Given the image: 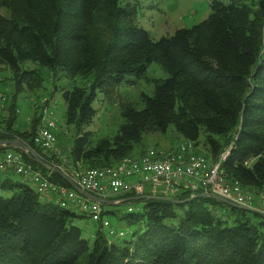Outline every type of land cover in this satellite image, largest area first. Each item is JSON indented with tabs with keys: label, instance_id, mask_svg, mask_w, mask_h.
Instances as JSON below:
<instances>
[{
	"label": "trees",
	"instance_id": "1",
	"mask_svg": "<svg viewBox=\"0 0 264 264\" xmlns=\"http://www.w3.org/2000/svg\"><path fill=\"white\" fill-rule=\"evenodd\" d=\"M0 10L7 13L0 14V67L8 69L16 93L39 89L42 69L52 82L58 73L89 80L86 88L60 90L64 122L76 134L68 153L73 164L98 169L140 158L147 151L135 149L144 136L172 127L191 145V155L212 161L228 149L222 172L264 189V1L253 10L241 0H212L205 20L158 41L117 0H0ZM151 63L168 78L153 81L141 109L121 108L123 123L113 138L93 144L85 129L97 93L110 97L126 77L144 78ZM39 120L20 132L9 118L0 141L17 139L48 166L59 164L34 143ZM201 133L205 155L195 150ZM0 152L20 155L50 182L73 190L26 154ZM0 191L9 195L0 196V264H264L260 215L234 208L222 214L221 203L206 197L188 201L201 192L180 189L171 198L177 204L162 195L128 194L131 211L119 220L136 227L132 237L109 242L97 230L89 245L75 225L81 215L42 201L10 176H0ZM137 203L143 204L139 214L133 213Z\"/></svg>",
	"mask_w": 264,
	"mask_h": 264
},
{
	"label": "rangeland",
	"instance_id": "2",
	"mask_svg": "<svg viewBox=\"0 0 264 264\" xmlns=\"http://www.w3.org/2000/svg\"><path fill=\"white\" fill-rule=\"evenodd\" d=\"M119 5H128L134 11V20L136 25L147 32L154 41H158L162 37L172 36L177 30L190 28L193 25L205 20L209 13V3L212 0H117ZM227 3L229 0H216ZM253 10L264 0H241ZM0 14L7 16L4 10H0ZM25 68L32 69L34 65L26 63ZM41 84L39 89L15 92V88L11 81L8 69L0 67V128L5 126V122L12 118L13 127L20 131H26L34 118H40L41 106L46 105L47 109L52 112L54 122L56 123L55 135L57 139L56 146L63 155L68 156L69 150L72 148L75 139V129L72 125H66L63 119L65 105L62 102L60 90H71L73 87L86 88L89 80L80 76L70 78L60 73L56 74L54 81L48 76V70L42 69ZM168 74L156 63L147 66L144 78L136 79L128 76L124 82L115 89L110 97L97 93L96 99L92 105L95 110V116L92 123L85 129L91 134L90 140L97 142L100 139H111L118 131L123 123L121 117V108L125 105H134L136 109H141L140 98L142 95L151 96L154 89V80H165ZM53 87L56 88L54 92ZM43 104V105H41ZM37 107V108H36ZM204 135L201 133L199 138L198 154L205 155L203 150ZM180 145L186 146L187 142L178 137L172 127H168L165 133H156L146 135L142 138L135 153L140 151L154 150L158 153H164L170 149H178ZM2 152H0V155ZM208 157V156H207ZM53 171V170H52ZM12 182H20L21 177L11 175ZM30 189H34L33 185L26 183ZM0 196L8 197L5 192L0 191ZM219 210L228 213L230 207L221 204ZM135 206V207H133ZM132 207L135 208L133 213L139 214L142 210V203H137ZM106 218L110 225L115 228L116 232L123 233V238H107V241L121 242L129 240L134 231L135 226H128L125 221H120L121 215L126 214L127 206H102ZM109 214H106V213ZM79 215L78 212H75ZM264 220L258 217V220ZM75 225L84 233V238L89 245L92 244V238L87 233L95 234L99 230V226L92 223L86 218L76 219ZM107 237L105 228L100 229ZM82 264V263H80Z\"/></svg>",
	"mask_w": 264,
	"mask_h": 264
},
{
	"label": "built area",
	"instance_id": "3",
	"mask_svg": "<svg viewBox=\"0 0 264 264\" xmlns=\"http://www.w3.org/2000/svg\"><path fill=\"white\" fill-rule=\"evenodd\" d=\"M55 129L53 114L43 105L35 131V145L60 162L50 167L71 180L80 191L100 200L129 198L125 197L128 194H133L132 198L158 195L172 198L180 189H184L192 194L201 192L215 195L240 210L264 216V189L242 186L222 172L228 149L211 161L189 154L191 145L187 143L173 152L149 150L140 158H124L114 167L85 169L79 163L73 164L57 148ZM11 175L19 176L22 182L33 185L37 194L50 196V202L58 208L74 210L98 225L99 230L105 228L106 238H123V233L116 232L110 225L101 204L85 200L74 190L50 182L48 176L25 165L20 155L7 152L0 157V176ZM215 213L219 215V212Z\"/></svg>",
	"mask_w": 264,
	"mask_h": 264
},
{
	"label": "water",
	"instance_id": "4",
	"mask_svg": "<svg viewBox=\"0 0 264 264\" xmlns=\"http://www.w3.org/2000/svg\"><path fill=\"white\" fill-rule=\"evenodd\" d=\"M0 149H5V150H9V149H13V150H17L21 153H24L26 154L27 156H29L37 165L41 166L42 168H45V169H49V170H53L55 171L57 174H59L65 181L66 183H68V185L75 191L79 192L80 190L74 185V183L69 180L67 177L63 176L59 171L53 169L52 167L48 166L47 164H45L41 159H39L24 143H22L21 141L17 140V139H13V140H5V141H0ZM80 193L85 196L86 198H88L90 201H93V202H96V203H99L101 205H109V203L107 201H103V200H100L92 195H89L87 193H84L82 191H80ZM203 197H206V198H211V199H214L215 201L223 204V205H226V206H229L230 208H234V209H238V207L228 201H225L223 199H220L219 197L215 196V195H212V194H209V193H202V194H199V195H193L192 197H190L188 199L189 200H193V199H197V198H203ZM162 200H165V201H168L170 203H173V204H177V201L171 199V198H162ZM260 215V214H258ZM261 218L264 219V216L263 215H260Z\"/></svg>",
	"mask_w": 264,
	"mask_h": 264
},
{
	"label": "crops",
	"instance_id": "5",
	"mask_svg": "<svg viewBox=\"0 0 264 264\" xmlns=\"http://www.w3.org/2000/svg\"><path fill=\"white\" fill-rule=\"evenodd\" d=\"M176 150V149H175ZM175 150H173V149H170V150H167V151H165V152H173V151H175ZM195 150H197V149H195ZM1 157V156H0ZM75 191V190H74ZM76 192V194L79 196V197H81V198H83V199H85V200H89L88 198H86L85 196H83L81 193H80V191L79 192H77V191H75ZM146 193H148V188H146ZM40 198H41V200L42 201H45V202H49V203H51L50 202V200L51 199H49L50 198V196H48V195H40ZM131 198H120V199H117V200H110V201H107L108 203H109V205H102V206H109V207H115V206H127V207H129L130 206V202H129V200H130ZM90 201V200H89ZM93 202V201H92ZM135 209V208H134ZM71 211H73V212H76V211H74V210H71ZM106 214H109L108 212L106 213ZM87 235L88 236H90L91 238H92V236H93V234H90V233H87Z\"/></svg>",
	"mask_w": 264,
	"mask_h": 264
}]
</instances>
